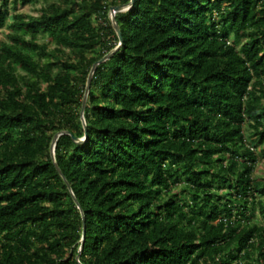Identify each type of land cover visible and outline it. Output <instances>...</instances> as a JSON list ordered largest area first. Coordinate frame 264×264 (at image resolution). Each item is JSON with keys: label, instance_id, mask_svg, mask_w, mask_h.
<instances>
[{"label": "trees", "instance_id": "trees-1", "mask_svg": "<svg viewBox=\"0 0 264 264\" xmlns=\"http://www.w3.org/2000/svg\"><path fill=\"white\" fill-rule=\"evenodd\" d=\"M128 2L0 0V264H264V0H133L84 130Z\"/></svg>", "mask_w": 264, "mask_h": 264}, {"label": "water", "instance_id": "water-1", "mask_svg": "<svg viewBox=\"0 0 264 264\" xmlns=\"http://www.w3.org/2000/svg\"><path fill=\"white\" fill-rule=\"evenodd\" d=\"M132 3H133V0H129L128 3L126 4H121V5H117V6H111L108 10V18H109V21L111 23V26L113 28V30L115 31L116 33V36H117V39H118V44L116 47H114L110 52H108L106 55H104L100 60H98L97 62H95L89 73H88V76H87V80H86V84H85V89H84V94H83V98H82V103H81V109H80V120H81V123H82V126H83V129L86 130V122H85V119H84V116H83V111H84V108H85V103H86V98H87V94H88V90H89V86H90V82H91V79H92V76L94 74V71L96 69V66L104 61H106L108 58L111 57V55L120 47V45L122 44V36H121V32H120V28H119V25H118V22L115 18V15L116 13L118 12H124L126 10H128L131 6H132ZM61 134H70L68 131H60V132H57L56 134H54L53 138H52V141H51V144H50V158H51V161L55 167V169L57 170L58 174L61 176V178L63 179V181L65 182L66 184V187L72 197V200L73 202L75 203V205L77 206V208L79 209L80 213H81V217H82V220L84 221V214L82 212V209L80 207V204L79 202L77 201L76 197L74 196L72 190H71V187L68 183V181L66 180L65 176L63 175L62 171L60 170L59 166L57 165L56 163V160H55V156H54V152H55V145H56V141L58 139V137L61 135ZM72 140L74 141V143H82L85 139H86V132L84 133V136L81 137V138H76L74 136H72ZM83 239H84V226H83V231H82V237H81V245H80V248H79V251H78V254L76 256V259L78 260V257H79V253L81 251V248H82V242H83Z\"/></svg>", "mask_w": 264, "mask_h": 264}, {"label": "rangeland", "instance_id": "rangeland-1", "mask_svg": "<svg viewBox=\"0 0 264 264\" xmlns=\"http://www.w3.org/2000/svg\"><path fill=\"white\" fill-rule=\"evenodd\" d=\"M41 4L39 5H16L15 10L16 12L32 15L35 16L37 14V8H39ZM14 10L12 8L9 9V13H12ZM7 30L5 28H0V37H4V34ZM255 175H264V158H260L258 162L256 163V169L254 171ZM254 216H257L256 213H254Z\"/></svg>", "mask_w": 264, "mask_h": 264}]
</instances>
